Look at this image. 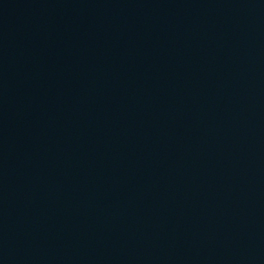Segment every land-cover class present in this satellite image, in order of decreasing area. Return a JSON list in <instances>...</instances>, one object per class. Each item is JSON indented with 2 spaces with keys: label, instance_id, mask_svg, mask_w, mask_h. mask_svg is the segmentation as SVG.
Returning <instances> with one entry per match:
<instances>
[{
  "label": "water",
  "instance_id": "water-1",
  "mask_svg": "<svg viewBox=\"0 0 264 264\" xmlns=\"http://www.w3.org/2000/svg\"><path fill=\"white\" fill-rule=\"evenodd\" d=\"M0 264H264V0H0Z\"/></svg>",
  "mask_w": 264,
  "mask_h": 264
}]
</instances>
